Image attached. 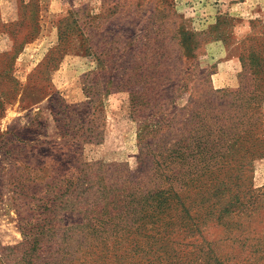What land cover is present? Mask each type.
I'll return each mask as SVG.
<instances>
[{"label": "rangeland", "instance_id": "374dc122", "mask_svg": "<svg viewBox=\"0 0 264 264\" xmlns=\"http://www.w3.org/2000/svg\"><path fill=\"white\" fill-rule=\"evenodd\" d=\"M250 45L264 56V0H0V264H219L212 249L222 264H264V157L227 173L241 201L195 234L135 239L99 220L111 188L159 182L151 152L190 101L250 84Z\"/></svg>", "mask_w": 264, "mask_h": 264}, {"label": "trees", "instance_id": "16d2710c", "mask_svg": "<svg viewBox=\"0 0 264 264\" xmlns=\"http://www.w3.org/2000/svg\"><path fill=\"white\" fill-rule=\"evenodd\" d=\"M39 30L38 23L32 24L23 39L14 38L12 49L5 54L14 59ZM248 38L251 40L254 36ZM249 48V52L240 58L250 84L234 90L211 91L213 94L205 96L194 106L190 101L177 134L167 133L156 144L151 156L159 182H152L145 190L130 191L129 186L111 188L116 192L115 198L111 200L113 214L106 219H98L112 224L116 234L120 232L119 235L124 236L125 232L129 238L147 236L156 241L159 238L157 234L164 236L161 232L175 229L179 224L186 226V232L195 234L202 229L201 217L222 222L241 201L244 186L236 181H225L227 173L231 174L232 170L244 171L254 159L264 157V56L254 45ZM12 59L2 66L7 75L12 70ZM10 80L13 88L18 90L20 82L14 76ZM137 107V103L134 104L133 110L139 113L141 108ZM188 126L194 129L190 132ZM178 171H181V176ZM199 176L200 179H210L208 186L196 184ZM178 181L183 187L180 208L173 201L177 194H172ZM190 187L195 190L190 193L196 199L186 202L184 192ZM194 206L200 210L197 215L191 214ZM173 210L175 214L171 216ZM147 218L152 225L150 228ZM144 228L150 232L143 231ZM138 242L132 241L136 251ZM200 250L203 251V246ZM212 251H204V257L222 264L215 251Z\"/></svg>", "mask_w": 264, "mask_h": 264}]
</instances>
